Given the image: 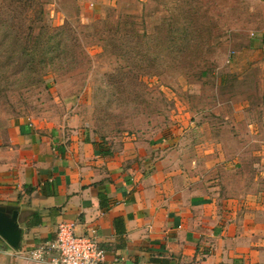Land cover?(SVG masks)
<instances>
[{"label":"rangeland","instance_id":"rangeland-1","mask_svg":"<svg viewBox=\"0 0 264 264\" xmlns=\"http://www.w3.org/2000/svg\"><path fill=\"white\" fill-rule=\"evenodd\" d=\"M258 3L106 0L81 16L79 0H0V123L75 116L109 140L174 132L195 176L264 200Z\"/></svg>","mask_w":264,"mask_h":264},{"label":"crops","instance_id":"crops-1","mask_svg":"<svg viewBox=\"0 0 264 264\" xmlns=\"http://www.w3.org/2000/svg\"><path fill=\"white\" fill-rule=\"evenodd\" d=\"M258 1L251 47L264 53ZM104 3L79 0L81 16ZM64 123H0V207L18 211L22 231L20 249L0 243V264H38L27 253L71 221L95 231L104 264H264L263 198L195 176L199 161L174 132L109 140L75 116Z\"/></svg>","mask_w":264,"mask_h":264},{"label":"built area","instance_id":"built-area-1","mask_svg":"<svg viewBox=\"0 0 264 264\" xmlns=\"http://www.w3.org/2000/svg\"><path fill=\"white\" fill-rule=\"evenodd\" d=\"M76 228V222L60 223L55 238L30 250L28 260L38 264H104L106 253L95 231L79 235Z\"/></svg>","mask_w":264,"mask_h":264},{"label":"water","instance_id":"water-1","mask_svg":"<svg viewBox=\"0 0 264 264\" xmlns=\"http://www.w3.org/2000/svg\"><path fill=\"white\" fill-rule=\"evenodd\" d=\"M18 211L0 207V243L15 250L20 249L22 231L17 223Z\"/></svg>","mask_w":264,"mask_h":264}]
</instances>
